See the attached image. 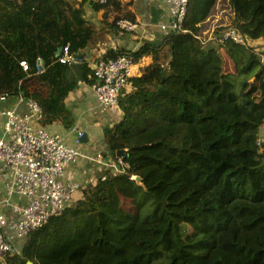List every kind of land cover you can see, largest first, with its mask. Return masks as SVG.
Segmentation results:
<instances>
[{
	"label": "trees",
	"instance_id": "obj_1",
	"mask_svg": "<svg viewBox=\"0 0 264 264\" xmlns=\"http://www.w3.org/2000/svg\"><path fill=\"white\" fill-rule=\"evenodd\" d=\"M224 2L230 22L210 33L206 22ZM94 8L111 31L135 22L120 0ZM229 29L264 41V0H189L179 29L101 57L125 55L136 67L150 59L103 131L106 155L122 165L103 168L0 264H264V67L255 46L217 41ZM94 32L68 0H0V96L35 102L46 131L72 130L66 100L93 84L79 54ZM66 46L83 63H59Z\"/></svg>",
	"mask_w": 264,
	"mask_h": 264
},
{
	"label": "built area",
	"instance_id": "obj_2",
	"mask_svg": "<svg viewBox=\"0 0 264 264\" xmlns=\"http://www.w3.org/2000/svg\"><path fill=\"white\" fill-rule=\"evenodd\" d=\"M96 2L104 4L106 0ZM188 2L189 0H167L172 22L160 26L162 32L180 28ZM117 25L125 32L135 28L134 23L127 20H121ZM218 37L212 36L219 43L230 39L242 46H255L254 41L247 42L234 29H229ZM255 48H258L259 60L264 67V45ZM58 62L78 65L83 60L71 55L66 46L62 49ZM20 66L27 70L25 62H20ZM91 69V89L98 109L102 112L115 111L120 92L134 77L135 64L132 58L125 55L108 60L100 58ZM38 70H42L40 63ZM12 100L26 102L9 94L0 96L1 103ZM26 103L30 113L19 115L14 110H0V172L9 173L13 178L11 183L5 184L7 200L13 196L21 200L12 207L13 216H7L0 210V263L20 247V241L32 230L42 227L50 218L59 216L71 203L82 197L84 190L81 184L61 182L69 164L75 162L81 154L77 149L67 146L60 137L40 128V108L35 102ZM83 136L84 133L77 132L76 142ZM258 144L261 147L264 145V136L259 139ZM94 161L106 167L118 168L122 165L121 160H117L115 165L109 162L105 164L100 153L95 156Z\"/></svg>",
	"mask_w": 264,
	"mask_h": 264
},
{
	"label": "crops",
	"instance_id": "obj_3",
	"mask_svg": "<svg viewBox=\"0 0 264 264\" xmlns=\"http://www.w3.org/2000/svg\"><path fill=\"white\" fill-rule=\"evenodd\" d=\"M68 1L76 8L81 7L84 18L94 28L95 32L92 40L79 54L84 57L90 67L108 51H137L144 40H153L157 35L163 33L160 26L172 22L167 0H120L122 4L128 7V11L134 17L135 28L129 32L111 31L104 24L103 11L94 8L96 0ZM216 22L217 20L212 21L213 26ZM253 45L261 47L264 45V41L261 39L254 41ZM149 62V58H143L139 61L137 67L135 65L134 76L137 75L140 66H145ZM66 104L72 109L75 117L73 129L68 131L63 129L60 123H54L48 126L47 130L51 134L60 137L67 146L77 149L81 154L75 162L69 164L61 182L63 184L76 183L85 186L95 179V170L90 166L89 161H93L98 152H103L104 155L107 154L103 142V131L111 128L119 121L120 112L116 111L118 109L106 112L99 110L91 86L83 83L68 96ZM0 110H14L19 115L30 113L27 103H19L17 100L0 102ZM77 132L84 133V140H79L78 143L76 142ZM107 157L110 158V156ZM12 180L11 174L0 172V210L7 216H13L12 207L21 202L17 196L7 200L5 184L11 183ZM5 203H9V205Z\"/></svg>",
	"mask_w": 264,
	"mask_h": 264
},
{
	"label": "rangeland",
	"instance_id": "obj_4",
	"mask_svg": "<svg viewBox=\"0 0 264 264\" xmlns=\"http://www.w3.org/2000/svg\"><path fill=\"white\" fill-rule=\"evenodd\" d=\"M220 7L224 8L226 7V2L224 3H218L216 8L214 9L213 13H212V16L207 20L206 22V26L208 27V30L210 31V33L214 32L217 24H219L220 22H222L223 24L227 22L229 23L230 22V10L229 9H226L225 11H222L220 9ZM226 14V16H224ZM217 16V17H216ZM217 20V22L215 23V26H213L212 24V21L215 22ZM117 112H119V110H116ZM74 142V141H72ZM101 154V157H102V161L106 164L107 162L109 163H112V165L115 164V162L117 163V160H114V159H110L109 157H107L106 155H104L103 152H98ZM89 164L91 167L94 168L95 170V175H94V178L97 174H99L103 168H105L106 166L103 165V164H100V163H97L96 161H89ZM97 168V169H96ZM87 186V185H85ZM85 186L83 185V187L85 188ZM75 203V202H73ZM71 203V204H73ZM70 204V205H71ZM121 209H123V211H125L126 213H131L132 212V205H131V201H124L122 202L121 204Z\"/></svg>",
	"mask_w": 264,
	"mask_h": 264
},
{
	"label": "water",
	"instance_id": "obj_5",
	"mask_svg": "<svg viewBox=\"0 0 264 264\" xmlns=\"http://www.w3.org/2000/svg\"><path fill=\"white\" fill-rule=\"evenodd\" d=\"M84 137V136H83ZM83 137L80 139V141H82ZM84 140V139H83ZM117 155L121 156V152H119ZM133 180L137 183V184H141L140 178L139 177H134ZM27 264H32V263H27Z\"/></svg>",
	"mask_w": 264,
	"mask_h": 264
}]
</instances>
